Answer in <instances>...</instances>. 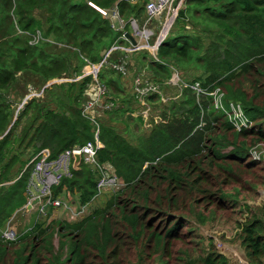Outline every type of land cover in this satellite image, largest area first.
<instances>
[{
	"label": "trees",
	"instance_id": "obj_1",
	"mask_svg": "<svg viewBox=\"0 0 264 264\" xmlns=\"http://www.w3.org/2000/svg\"><path fill=\"white\" fill-rule=\"evenodd\" d=\"M117 2L0 0V264H150L159 256L167 264L173 247L193 231L190 215L201 225L218 215L234 221L235 241L250 264H264V208L242 205L264 187V164L250 154L264 143V0H187L158 50L159 61L150 57L146 67L161 95L151 94L145 102L158 105L160 123L146 125L145 105L135 92L124 94L112 77L122 82L121 76L103 67L99 82L107 87L104 99L113 108L99 111L95 125L84 113L93 84L84 70L87 61L100 63L103 51L122 36L96 10ZM119 7L127 19L145 16L144 3ZM174 70L182 80L199 83L203 93L166 84ZM62 79L73 81L46 87ZM218 89L225 92L226 104L242 107L250 128L238 131L215 110L212 94ZM167 90L175 93H168L165 102ZM32 91L42 96L19 108ZM120 116L149 134L132 143L116 127L125 122ZM97 131L104 146L98 166L82 159L79 170L72 167L71 177L62 176L52 187V197L63 201L79 195L86 209L101 203L99 182L106 169L121 191L105 208L74 224L47 225L48 215L24 236L15 223L7 228L34 201L29 189L38 159L32 160L49 149L55 161L67 150L94 142ZM5 229L15 233L14 240L3 236ZM217 247L211 238L205 255L194 258L184 251L186 260L180 261L230 264Z\"/></svg>",
	"mask_w": 264,
	"mask_h": 264
},
{
	"label": "built area",
	"instance_id": "obj_2",
	"mask_svg": "<svg viewBox=\"0 0 264 264\" xmlns=\"http://www.w3.org/2000/svg\"><path fill=\"white\" fill-rule=\"evenodd\" d=\"M187 0H118L114 7L111 9H100L97 10L102 14V16L111 22L112 28L117 32H123L122 36L117 39L113 47L106 51L104 59L98 63L93 64L88 62L84 72L85 76H92L93 84L88 90V95L90 101L87 103L85 108V115L90 119L95 125H97V118L99 111L103 109L111 110L113 105L111 103L105 102L108 94V89L105 85L99 82V73L103 67L113 70L116 74L122 78H127L130 76V65H133L131 58L139 53H147L153 57L156 61L158 59V50L160 46L168 38L173 26L177 20V17L181 10L185 8V2ZM122 2H129L132 5H137V3H144V17L140 19L136 17H130L125 19L119 7ZM130 25L132 27L133 33L130 31ZM129 29V32L127 31ZM130 34L134 37L136 45H133L127 35ZM118 54V55H116ZM116 57V59H114ZM174 74V71H173ZM73 80L62 79L55 80L49 83L46 87L52 85L53 83L71 82ZM150 79L146 72H141L133 75V86L132 92L136 94L137 99L145 105L146 109L141 112L145 124L148 123V118L146 119L145 114H148L150 106L145 102L151 94H160L161 91L158 86L149 82ZM166 84L178 86L181 84L183 88H192L195 90L197 95L203 93V87L199 84L190 85L180 78V76L174 75L170 82ZM33 97H40L42 93H37L35 91ZM31 92V93H32ZM213 96V106L215 110L224 113L228 120L236 127L238 131L243 128H250L252 123L244 115L242 107L238 104H226L224 92L221 90H216L212 94ZM26 97L21 107L25 105L29 98ZM164 101V97L162 96ZM20 107V108H21ZM251 123V124H250ZM204 126V123H202ZM104 146L99 139V131L95 134V141H90L83 146H76L71 150L65 151L60 157L55 161H50V150L44 149L38 154V158L32 160L31 163L36 161L35 170L33 174L34 177H38L42 180L41 187L44 188L42 192L43 199H40L41 205L44 206H56L60 207V203L54 200L52 197V187L58 185L62 176L71 177L70 169L73 167L74 154L80 153L84 162L91 166H98L97 154L100 149ZM251 157L254 161L264 164V143L258 144L252 148L250 151ZM102 180L99 182V188L103 189L105 186H109V180H115L114 176H110L108 170L106 169ZM33 180V179H32ZM33 183V181L31 182ZM101 183V184H100ZM117 183V181H116ZM118 184V183H117ZM116 185V184H115ZM99 194L93 199L96 200ZM39 198V196H38ZM34 199V196H33ZM86 207L77 213V216H82L85 213ZM3 236L8 240H14L15 233L10 230H6Z\"/></svg>",
	"mask_w": 264,
	"mask_h": 264
},
{
	"label": "rangeland",
	"instance_id": "obj_3",
	"mask_svg": "<svg viewBox=\"0 0 264 264\" xmlns=\"http://www.w3.org/2000/svg\"><path fill=\"white\" fill-rule=\"evenodd\" d=\"M76 1H80V0H76ZM90 5L96 9V6L94 4H90ZM122 16L125 19H127L124 15ZM139 21L142 24L141 19ZM129 29L131 33H133L131 25ZM39 34L40 33L38 32L37 35ZM173 34L174 33H172V36ZM34 37L35 36H33V38ZM135 56L138 58V61L134 62V65H135L134 67H132V65L130 66L131 74L135 75L141 72L148 73L149 70H147L146 67L150 63V55H148L147 53H139L137 55H134L133 57ZM178 69L180 70V72L184 73L185 77L192 79V75L186 74L185 71H183L180 68ZM177 74H178L177 70H174L173 76ZM112 77L115 81H117L120 87L123 90H125L124 94L126 92H128L129 94L130 92L132 93L133 76L130 75L127 78H121L120 80H122L123 83L119 81L114 75H112ZM186 83L192 85L191 84L192 82L187 81ZM162 84L164 86L165 83H162ZM168 93L174 94L175 92L172 90H167V93L163 95L165 102L170 99ZM29 96L33 97L34 92L29 94ZM18 107L20 108L21 105H19ZM158 110H159L158 105H155V107L150 106V109L148 110V114H145L146 119L148 118V123L150 122L153 125H157L158 123H160ZM104 117H105V114H104ZM120 119H123L125 122L122 123L121 121L117 123L116 127L123 134V136H125L128 140H130L134 144L137 143V140H139L140 137L143 138L146 135H148L150 132V131H146L142 129L141 126L136 127V125H134L129 119L127 120L126 118H124V116H120ZM130 127L133 133L130 132L129 130ZM200 127L203 128L204 126L201 124ZM32 181L33 183H31V188L29 190H30L31 195L34 196V200H36L38 196H39V199H43L42 192L44 188L41 187L42 180L38 177H34ZM108 183L110 185L105 186L104 190L102 191V196L100 198L102 199L101 203L99 204L95 203L94 205L92 204L93 206L91 205L90 208L88 207L87 209H85L86 212L83 214L84 215L83 218H80L81 216H77V213L82 209V207H84L80 204L79 195H77L71 198V200L64 199L63 201L61 200L57 201L58 203H60V207H58L54 211H52L51 208L47 205L42 207L43 205H41L42 203L41 201H39L36 205L32 207L30 211H27L26 209L25 210L23 209L22 211H20L18 215L14 216L11 219V221L6 225V227L13 228V223H15L14 225V229H16L15 231L18 233L19 236H24V234L27 235V232L30 231V229L33 227L36 221L41 220L48 215L50 216L47 221V225H49L50 223H53L54 221H63V220L69 221L72 224H74L75 221L80 222L84 218L90 216L95 209L105 208L107 204L109 203L110 199L112 198V196L121 191L120 188L116 189L122 186L118 185L115 180H109ZM256 194L257 193H254L253 195H248V200L247 199L243 200L242 205L243 204L247 205L248 203L249 206H253V207L262 206L264 208V187H262L261 190L259 191V196H257ZM95 205L97 206L95 207ZM218 216L216 220L208 221L207 223H205V225H201L200 223H198L197 217H195L194 215H190V220L192 222L191 225L193 226V231H191V233L187 236L184 242H179L176 246L173 247L172 259L171 260L164 259V260H167L168 262L167 264H182L183 261H180V260H183V259L185 262L186 257H185L184 251H187L194 258H197L201 255H205L207 252L206 248L208 247L209 240L211 238L215 240L216 245L218 246L217 247L218 250L222 251L224 254L228 256L227 258L229 259L230 264H240V263L250 264V261L248 257L246 256V251L244 250V248L239 242L235 241L236 234L238 231L236 224L234 223V221L227 223L226 220H224L223 218H218ZM186 232H190V231H186ZM57 239L58 238L55 237L53 243H54V246L58 248L59 245H58ZM217 241H219L220 243H218ZM128 251H132V249L128 247ZM150 260H151L150 264H163L162 262L163 259L161 261L160 256L157 259L152 258Z\"/></svg>",
	"mask_w": 264,
	"mask_h": 264
},
{
	"label": "water",
	"instance_id": "obj_4",
	"mask_svg": "<svg viewBox=\"0 0 264 264\" xmlns=\"http://www.w3.org/2000/svg\"><path fill=\"white\" fill-rule=\"evenodd\" d=\"M127 37L130 39V41L132 42L133 45H136V41H135L133 36L128 34ZM105 54H106V51L104 50L103 53H102V56H104ZM81 160H82L81 154L80 153H75L74 154V163H73V169L74 170H79V166L81 164ZM39 201H40V199L36 198V200H34L32 203H29L27 205V210L30 211L32 209V207L34 205H36Z\"/></svg>",
	"mask_w": 264,
	"mask_h": 264
},
{
	"label": "clouds",
	"instance_id": "obj_5",
	"mask_svg": "<svg viewBox=\"0 0 264 264\" xmlns=\"http://www.w3.org/2000/svg\"><path fill=\"white\" fill-rule=\"evenodd\" d=\"M105 56V55H104ZM151 57V56H150ZM133 62V61H132ZM134 63V62H133ZM116 74V73H115ZM118 75V74H117ZM131 76H133L132 74H130ZM122 78V77H121ZM184 82H186V81H184ZM224 96H225V92H224Z\"/></svg>",
	"mask_w": 264,
	"mask_h": 264
}]
</instances>
